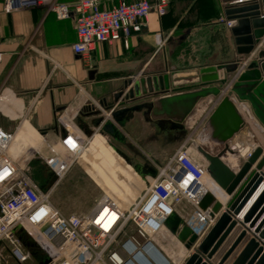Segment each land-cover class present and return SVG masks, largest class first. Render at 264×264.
Segmentation results:
<instances>
[{
  "label": "crops",
  "instance_id": "obj_1",
  "mask_svg": "<svg viewBox=\"0 0 264 264\" xmlns=\"http://www.w3.org/2000/svg\"><path fill=\"white\" fill-rule=\"evenodd\" d=\"M59 1L70 5L77 2ZM99 1L106 9L117 3V0ZM221 6L222 0H167L166 13L160 15L152 9L142 30L130 36L128 45L123 40L100 42L85 58L73 49L78 40L75 12L65 19L58 18L45 6L7 12L1 2L0 50L4 52V60L0 64V126L15 134L11 153L24 159L36 148L45 150L47 143L58 142L64 131L61 115L85 134L100 130L98 119L107 110L89 116V101L103 100L109 109L123 108L124 105L114 102V95L125 80L178 71L175 81L183 82L194 78L202 66L235 59L236 45L221 21V17L226 19ZM160 39L162 45L158 43ZM224 44L227 47L223 50ZM224 75L221 70L220 76ZM153 99L126 105L142 104V107L124 114L117 124L124 137V141H118L127 146L130 140L138 147L141 143L132 139L128 127L137 128L140 122L145 125L142 152L147 158L150 153L155 154L153 159L152 155L148 158L154 169L141 164L146 177H153V170L157 173V166L167 163L183 144L182 131L170 129L167 121L147 117ZM212 100L203 103L197 114ZM107 146L114 147L105 134L96 131L84 153L98 155ZM153 146L157 148L155 153ZM231 155L234 154L224 158L227 163ZM79 164L88 172L92 170L93 165L88 162ZM230 198H226L225 205Z\"/></svg>",
  "mask_w": 264,
  "mask_h": 264
},
{
  "label": "built area",
  "instance_id": "obj_2",
  "mask_svg": "<svg viewBox=\"0 0 264 264\" xmlns=\"http://www.w3.org/2000/svg\"><path fill=\"white\" fill-rule=\"evenodd\" d=\"M1 2L7 12L45 6L60 19L69 18L75 12L78 40L73 49L85 58L90 57L100 42L123 40L128 45L130 36L142 30L152 9L164 15L167 6V0H117L109 9L102 8L99 0H77L74 5L59 0ZM221 21L228 28L233 25V21L224 17ZM158 43L163 44L161 39ZM3 60L4 52L0 50V64ZM55 67H59L58 64ZM218 101L217 98L212 100L205 119ZM234 101L245 119V126L250 127L248 136L255 129L264 131L251 106L236 98ZM108 115H111L110 111L102 116L108 119ZM59 119L64 128L60 140L54 144L47 143L45 150L36 148L24 159L11 153L15 134L0 126V264H3L4 250L17 263L28 261L31 252L26 242L37 244L43 250L44 262L49 260L43 264H160L165 257L170 259L169 264H184L193 249L186 248L188 256L176 263L160 244L159 237L170 234L184 245L165 225L167 218L178 212L200 241L218 217H213L210 209L200 207L207 190L205 176L209 162L203 156L204 160L193 154L192 137L180 145L167 163L157 166V173L128 210L124 211L103 195L87 213L64 214L51 199L54 185L84 153L90 138L63 115ZM206 122L208 126V119ZM250 141L249 145H255L245 154L241 153V147L247 145L246 142H230L238 159H248L259 146L254 140ZM37 159L50 172L49 182L53 176L56 177L50 188L43 187L30 173L32 163ZM186 206H190V212L186 211ZM130 224L135 230L120 239Z\"/></svg>",
  "mask_w": 264,
  "mask_h": 264
},
{
  "label": "water",
  "instance_id": "obj_3",
  "mask_svg": "<svg viewBox=\"0 0 264 264\" xmlns=\"http://www.w3.org/2000/svg\"><path fill=\"white\" fill-rule=\"evenodd\" d=\"M233 1L222 0L221 8L226 19L233 21L230 32L236 45L235 59L202 66L194 78L183 82L175 81L178 71L128 79L114 95V102L123 108L108 109L105 101L100 102L112 116H102L98 121L101 133L124 141L117 124L124 114L142 107L126 106L130 103L154 97L147 117L167 121L170 129L184 131L203 103L211 98L219 100L208 118V126L212 138L224 143V147L217 154L202 146L197 149L209 162L210 177L226 198H231L225 205L214 192L205 191L200 207L210 209L211 215L218 217L200 241L178 212L167 218L165 225L171 233L187 249H193L184 264H264V147L257 146L248 159L238 163L237 169L224 160L229 153L236 154L230 142L245 126L234 98L248 103L264 126V0L231 4ZM221 70L225 71L224 76H220ZM120 153L141 173V164H134L125 152ZM155 173L153 170L152 175ZM55 180L53 176L46 187L50 188Z\"/></svg>",
  "mask_w": 264,
  "mask_h": 264
},
{
  "label": "rangeland",
  "instance_id": "obj_4",
  "mask_svg": "<svg viewBox=\"0 0 264 264\" xmlns=\"http://www.w3.org/2000/svg\"><path fill=\"white\" fill-rule=\"evenodd\" d=\"M228 28V27H227ZM230 30V28H228ZM222 39H224L222 37ZM224 43V42H223ZM222 48L224 50L227 47L226 44ZM199 62V60H195ZM202 61V60H200ZM204 61V60H203ZM182 65V64H181ZM96 101V102H95ZM90 100L89 103L91 105L88 110L89 116H93L96 112L104 111V107L101 106L97 102V100ZM213 103H208L204 109L200 113H198L195 117L189 119V123L186 125V129L184 130L183 138L180 140V143L184 142L187 138L192 137L190 140V145L196 149L191 148L193 154L195 156L200 155L199 158L203 159L202 155L197 149V146H202L206 150L211 153L219 152L223 147L224 143L216 142L211 136V129L209 126L205 124V120L207 121L206 115L209 112ZM109 109V108H108ZM215 109V108H214ZM213 109V110H214ZM109 112V110H107ZM213 112V111H212ZM210 112V115L211 113ZM101 113V112H100ZM104 113V112H103ZM104 115V114H103ZM209 115V116H210ZM108 119H112L111 115H108ZM205 119V120H204ZM195 120V121H193ZM204 120V121H203ZM195 122V123H194ZM204 122V124H203ZM144 124L140 122L136 125L137 128L131 129L128 127V132L132 139L141 145L138 147L136 144L128 140V145H123L118 140L114 139L112 136L107 135L109 142L114 147H105L98 155L91 153H84L80 157L76 158L72 168L67 172V174L56 184L54 185L53 192L51 195V199L55 206L64 214H81L89 212L93 207H95L97 201L105 194V189L109 188L113 192L123 188L130 192L132 196L138 197L141 191L147 186L148 180H151L152 177H144L140 172H138L129 162L128 160L120 153V151L128 154L129 159L133 163L139 164H148L153 167L152 161L148 159L149 157L152 159L155 154L150 153L147 158L142 150L145 148L142 143L143 132H144ZM249 125L244 126V128L235 136L231 141L233 142H246V146L252 147L251 139L254 140L258 145L264 147V131L259 129H255L253 133H251L250 137L248 136ZM100 132V130H95L94 132ZM92 134V135H93ZM91 135V136H92ZM88 135V138H91ZM90 146V139L87 144V148ZM144 147V148H142ZM86 148V149H87ZM153 152L157 149L156 146L152 148ZM172 151V149H171ZM199 153V155H198ZM120 154V156H118ZM235 154V153H233ZM80 159V160H79ZM239 162L243 161V159H238ZM79 161L88 162L93 165L91 167L92 170L89 172L79 164ZM229 164V163H228ZM239 166V165H238ZM154 169V167H153ZM33 177L42 176L44 179L40 183L43 187H46L49 183L47 175L43 174L50 172L47 168L41 163L40 160H35L32 164V169L30 171ZM147 178H149L147 180ZM50 179V178H49ZM187 204V203H186ZM188 205V204H187ZM190 206H186V211L190 212ZM188 212V213H189ZM135 230L133 224H130L126 232L120 239H123L126 234H130ZM159 241L164 251L174 260L176 263L183 261L186 256H188L189 252L186 250V247L179 243L184 250V254L176 255L178 251H176L177 247L174 249L171 246L170 242L167 239H163L159 237ZM26 247L31 252V257L28 261L22 264H43L44 262V253L43 250L37 245L33 243H27ZM3 264H20L17 263L14 259H12L9 254L4 250L2 251ZM175 257V258H174Z\"/></svg>",
  "mask_w": 264,
  "mask_h": 264
},
{
  "label": "bare ground",
  "instance_id": "obj_5",
  "mask_svg": "<svg viewBox=\"0 0 264 264\" xmlns=\"http://www.w3.org/2000/svg\"><path fill=\"white\" fill-rule=\"evenodd\" d=\"M100 118L98 119V121L100 120ZM252 147H249L246 145L244 147H241V153L245 154ZM192 149H194L196 151V149L194 147H192ZM198 155H199V153H198ZM199 157H200V155H199ZM227 160L232 166H234V167L238 166L239 160H238V157L236 154L231 155L230 157L227 158ZM205 186H206V189H209L212 192H214L218 196V198L221 199L223 202L226 200V194L220 189V187L216 184V182L210 177L209 173L206 174V176H205ZM104 195H106L107 198H109L111 201H113L116 205H119L124 211L128 210V208L137 199L136 196H132L129 191L124 190L123 188H120L119 190H117L115 192H113L109 188H106ZM163 238L167 239L170 242L171 246H173L174 249L177 247L176 251H178V253H176V255H180L181 253L184 254V250H182V247L179 245V242L174 240V238L170 234L163 235ZM163 260H164L163 262L160 261V264H163V263L169 264L170 263V259H167L166 257Z\"/></svg>",
  "mask_w": 264,
  "mask_h": 264
},
{
  "label": "flooded vegetation",
  "instance_id": "obj_6",
  "mask_svg": "<svg viewBox=\"0 0 264 264\" xmlns=\"http://www.w3.org/2000/svg\"><path fill=\"white\" fill-rule=\"evenodd\" d=\"M182 134H184V131H182L181 132ZM108 148H109V146H107ZM110 148H111V146H110ZM103 150H104V148H103ZM118 156H120V154L118 155ZM44 176H46L47 175V177H48V180H49V178H51V176H50V174L49 173H45V174H43ZM39 183H41L42 181H43V177L42 176H38V177H34ZM149 178H147V180H148Z\"/></svg>",
  "mask_w": 264,
  "mask_h": 264
}]
</instances>
